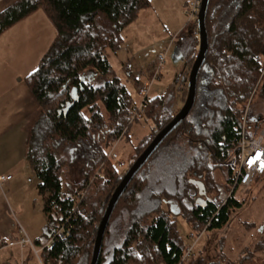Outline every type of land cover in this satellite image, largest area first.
Returning a JSON list of instances; mask_svg holds the SVG:
<instances>
[{"label":"trees","instance_id":"obj_1","mask_svg":"<svg viewBox=\"0 0 264 264\" xmlns=\"http://www.w3.org/2000/svg\"><path fill=\"white\" fill-rule=\"evenodd\" d=\"M149 7V0H16L0 13V34L36 10L44 12L56 31L37 69L25 80L39 106L26 149L45 218L41 243L35 244L43 247L53 240L39 253L43 264H90L98 225L123 176L106 159L107 150L127 135L128 112L135 104L117 77L94 82L111 73L105 51L117 52L123 30ZM205 27L208 50L194 105L120 196L97 264H184L186 249L174 217L162 211L163 203L198 233L222 229L243 204L234 195L248 190L236 181L242 126L247 138L264 130L246 110L255 94L264 97V0H210ZM197 47L195 35L181 53L186 70L175 77L174 89L147 99L143 120L152 128L133 149V161L182 107ZM104 120L108 134L103 146L85 147L90 131L100 129ZM177 134L186 146L171 151ZM80 149L84 161L79 177L75 172L64 183V166L75 162L69 155ZM215 171L229 190L221 199ZM60 228L68 230L62 239L54 236ZM260 232L251 247L226 264H264Z\"/></svg>","mask_w":264,"mask_h":264},{"label":"rangeland","instance_id":"obj_2","mask_svg":"<svg viewBox=\"0 0 264 264\" xmlns=\"http://www.w3.org/2000/svg\"><path fill=\"white\" fill-rule=\"evenodd\" d=\"M192 1L194 0H151L150 9L140 11L138 19L123 30V42L120 49L115 53L109 50L105 51L111 73L105 78L100 77L101 80L95 81L94 85H100L104 80L117 77L135 102L139 101L135 90L140 85H149L151 82L148 98L162 95L168 88L174 89L175 77L185 73L186 70L181 53L195 35L198 39L197 17L189 20L186 15L187 5ZM180 7L182 8L179 11ZM163 8L165 11L162 10ZM168 16L171 19H168ZM180 26L181 28L177 31ZM164 53H166L165 59L160 67L159 76L151 81L150 77L156 57ZM136 83L138 84L135 85ZM246 110L248 116L257 121L258 127L264 128V97L255 94L247 103ZM104 123L100 129L90 131V137L83 141L85 147L89 148L94 144L98 147L103 146L108 134V122L104 120ZM251 125L254 128V125ZM151 128L152 123L150 121L135 122L130 125L126 136L119 140L116 139L117 141L108 148V152L111 150L117 156L115 162L125 163V167L118 170L119 173L124 174L126 172L128 163L133 162L135 155L133 149L140 140L149 135ZM184 145L186 146L185 139L177 134L176 138L169 144L168 149L174 151L177 148L185 147ZM79 153H82L81 149L77 150L76 153L72 151L69 155V159L72 158L75 162L72 167L64 166L62 171L64 183L74 179L72 174L74 175L75 172L77 174L75 177H79L77 171L82 169L84 161L79 157L81 155ZM29 168L32 171V168ZM214 176L221 191L220 199L224 198L229 192L223 187L224 177L219 174V171H215ZM247 188V191L237 190L235 192V197L242 200L243 204L230 213L226 226L216 231L200 233L193 231L182 216L176 215L170 205L163 203L162 211L174 217L175 230L183 248L192 247V253L184 264H226L228 261L234 262L245 249L253 245L260 230L261 234L264 233V177L256 179ZM38 205L41 206L40 198L37 199L35 208L30 209V205L29 207L26 206L27 210L30 209L26 218L20 215L15 219L18 231L23 230L19 235L21 237L28 236L33 242L35 250H39V245L35 242L42 239V228L45 221L42 211L40 212L37 207ZM190 234L193 238L189 237ZM13 239L18 240L19 238L14 234ZM29 250L32 249L26 246L24 258H29L27 264H39L36 257L35 260L31 257L32 254L30 255Z\"/></svg>","mask_w":264,"mask_h":264},{"label":"crops","instance_id":"obj_3","mask_svg":"<svg viewBox=\"0 0 264 264\" xmlns=\"http://www.w3.org/2000/svg\"><path fill=\"white\" fill-rule=\"evenodd\" d=\"M15 2L0 0V13ZM55 36L56 31L42 10H36L0 34V176H11L0 195V264L29 263V258H24L26 246L17 244L22 229L18 231L15 219L20 215L26 218L40 198L37 178L26 160L29 130L39 106L25 80L37 69ZM87 76L96 79L91 74ZM37 207L41 212L42 207ZM14 234L18 240L13 239ZM29 252L35 260L32 250Z\"/></svg>","mask_w":264,"mask_h":264},{"label":"built area","instance_id":"obj_4","mask_svg":"<svg viewBox=\"0 0 264 264\" xmlns=\"http://www.w3.org/2000/svg\"><path fill=\"white\" fill-rule=\"evenodd\" d=\"M200 0H194L187 5L186 15L189 20L195 18L199 11ZM165 54H159L156 57L155 66L152 69V74L150 80L157 79L160 73V67L164 63ZM151 83V82H150ZM149 85H140L136 88V97L139 99L129 110L128 118L129 125L141 121L145 117V111L147 106L148 99V90ZM124 133V132H123ZM239 166L237 172L236 181L238 186L241 188L249 187L258 177L264 176V130H259L258 133L254 136L247 138L245 136L244 124L242 126L241 138L239 142ZM106 159L115 162L117 156L110 150ZM118 169L124 168L125 163L115 162ZM11 179V176H0V195H3L4 188L6 183ZM83 192H79L78 198H82ZM22 231V230H21ZM20 231V232H21ZM68 234V230L60 228L56 231L55 237L62 239L65 235ZM193 238L192 234L189 236ZM53 243L52 239L46 241L43 247L39 250H35L32 243L27 237H21L18 243L21 247L29 246L32 249L35 257L37 258L39 264H43L39 259V253L42 248L50 246ZM13 243H9V246H12ZM192 253V247H188L185 251V258H188Z\"/></svg>","mask_w":264,"mask_h":264},{"label":"water","instance_id":"obj_5","mask_svg":"<svg viewBox=\"0 0 264 264\" xmlns=\"http://www.w3.org/2000/svg\"><path fill=\"white\" fill-rule=\"evenodd\" d=\"M209 1L210 0H200L199 11L196 16L197 32H198V50L188 74L187 94L185 101L182 107L179 109V111L172 118V120L153 137V139L146 146V148L132 162L130 167L123 174L119 184L114 189L97 228L90 264H97L105 229L108 225L111 214L120 196L126 190L128 185L132 181L133 177L145 165V163L149 160V158L153 155V153L160 147L163 141L186 119V117L189 115L194 105L195 97H196L197 76L205 62L207 50H208V37L205 27V18H206V12ZM201 187H202L201 191L204 192L202 185Z\"/></svg>","mask_w":264,"mask_h":264}]
</instances>
